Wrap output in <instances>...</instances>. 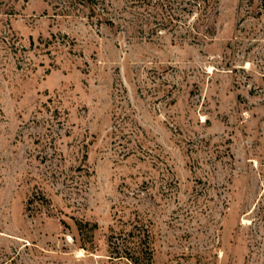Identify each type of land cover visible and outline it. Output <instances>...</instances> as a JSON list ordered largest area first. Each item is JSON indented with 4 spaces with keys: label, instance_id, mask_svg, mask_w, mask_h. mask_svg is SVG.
<instances>
[{
    "label": "rangeland",
    "instance_id": "rangeland-1",
    "mask_svg": "<svg viewBox=\"0 0 264 264\" xmlns=\"http://www.w3.org/2000/svg\"><path fill=\"white\" fill-rule=\"evenodd\" d=\"M103 1L0 0V264H264V0L191 43Z\"/></svg>",
    "mask_w": 264,
    "mask_h": 264
},
{
    "label": "trees",
    "instance_id": "trees-1",
    "mask_svg": "<svg viewBox=\"0 0 264 264\" xmlns=\"http://www.w3.org/2000/svg\"><path fill=\"white\" fill-rule=\"evenodd\" d=\"M53 13L68 16L82 13L97 25L114 24L113 16L103 0H46ZM136 9L132 19H139V25H147L148 32L170 33L172 41L197 42L209 38L213 25L208 18L217 10V0H131ZM152 25V26H151ZM142 32V31H140ZM32 42V41H31Z\"/></svg>",
    "mask_w": 264,
    "mask_h": 264
}]
</instances>
